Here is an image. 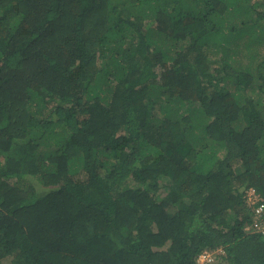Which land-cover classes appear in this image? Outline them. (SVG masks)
<instances>
[{"label": "trees", "instance_id": "trees-1", "mask_svg": "<svg viewBox=\"0 0 264 264\" xmlns=\"http://www.w3.org/2000/svg\"><path fill=\"white\" fill-rule=\"evenodd\" d=\"M261 49L264 0H0V264H264Z\"/></svg>", "mask_w": 264, "mask_h": 264}, {"label": "built area", "instance_id": "built-area-1", "mask_svg": "<svg viewBox=\"0 0 264 264\" xmlns=\"http://www.w3.org/2000/svg\"><path fill=\"white\" fill-rule=\"evenodd\" d=\"M252 199V200H251ZM247 198V205L251 207V217L243 227L246 234H259L264 236V202L254 195ZM225 255L221 247L202 251L194 260V264H216Z\"/></svg>", "mask_w": 264, "mask_h": 264}, {"label": "rangeland", "instance_id": "rangeland-1", "mask_svg": "<svg viewBox=\"0 0 264 264\" xmlns=\"http://www.w3.org/2000/svg\"><path fill=\"white\" fill-rule=\"evenodd\" d=\"M255 1H258V0H255ZM259 9V8H258ZM261 10H262V8H261ZM259 48H261L260 46H259ZM259 48H257V49H259ZM261 51V53H262V55H264V51H263V49H261L260 50ZM243 61H246V60H243ZM263 71V70H262ZM250 197V199H251V197H252V190H250V191H248V192H246V194H245V198H246V203H247V198H249ZM252 200V199H251Z\"/></svg>", "mask_w": 264, "mask_h": 264}]
</instances>
